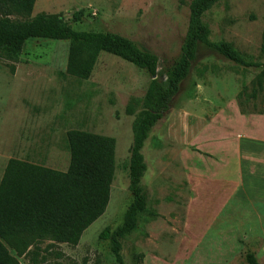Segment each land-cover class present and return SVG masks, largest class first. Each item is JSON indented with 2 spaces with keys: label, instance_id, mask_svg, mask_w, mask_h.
<instances>
[{
  "label": "rangeland",
  "instance_id": "rangeland-1",
  "mask_svg": "<svg viewBox=\"0 0 264 264\" xmlns=\"http://www.w3.org/2000/svg\"><path fill=\"white\" fill-rule=\"evenodd\" d=\"M190 1L35 0L30 18L60 14L74 31L125 37L156 55L155 78L163 80L180 54ZM78 11L81 18L74 22ZM203 20L210 45L228 43L264 64V0H218ZM68 46L29 39L16 62L0 57V178L10 158L65 172L67 131L112 138L115 170L105 212L76 246L39 244L37 264H115L110 244L99 234L120 225L131 202L132 127L153 77L105 52L87 79L68 76ZM262 70L198 46L187 78L141 150L147 204L137 229L120 240L125 264H243L246 252L264 264V204L250 198L243 158L239 168L223 163L242 132L264 137L260 122L253 129L240 122L264 117V89L256 80ZM132 101L133 113L127 114ZM18 262L31 264L29 256Z\"/></svg>",
  "mask_w": 264,
  "mask_h": 264
},
{
  "label": "trees",
  "instance_id": "trees-1",
  "mask_svg": "<svg viewBox=\"0 0 264 264\" xmlns=\"http://www.w3.org/2000/svg\"><path fill=\"white\" fill-rule=\"evenodd\" d=\"M217 1H190L180 54L164 79L158 80L156 55L127 38L110 32L74 31L60 14L38 13L30 18L35 0H0V57L5 60L16 62L29 39L67 41L65 74L68 76L87 79L99 53L105 52L153 77L132 127L128 162L131 202L122 223L114 229L107 226L99 234L100 240L110 244L115 264H125L120 240L137 229L139 216L146 209L147 194L141 185L146 171L141 154L144 142L187 78L198 46H212L224 58L245 68L262 67L256 80L264 89V64L241 55L228 43L210 45V30L203 18ZM80 18V11L73 13L74 22ZM261 54L264 57V42ZM135 102L128 104L127 114L133 113ZM65 141L69 153L65 172L27 160L8 159L0 178V264H19L18 258L26 256L31 264H37L39 244L45 241L49 242L48 246H76L83 232L105 212L115 170L114 140L70 130L65 134ZM243 264H258L254 253L246 252Z\"/></svg>",
  "mask_w": 264,
  "mask_h": 264
},
{
  "label": "crops",
  "instance_id": "crops-1",
  "mask_svg": "<svg viewBox=\"0 0 264 264\" xmlns=\"http://www.w3.org/2000/svg\"><path fill=\"white\" fill-rule=\"evenodd\" d=\"M240 122L247 129H253L260 122L264 132V117L262 116L243 118ZM244 133L242 132L239 139L236 140V144L227 150V157L223 163H226L228 167L239 168L238 164L243 158L242 174L244 183L249 184L247 187L250 188V198L264 204V137L263 139H252L255 137L254 135L250 134L249 136L247 132ZM240 138L243 140L241 141ZM224 148L223 150H225Z\"/></svg>",
  "mask_w": 264,
  "mask_h": 264
}]
</instances>
